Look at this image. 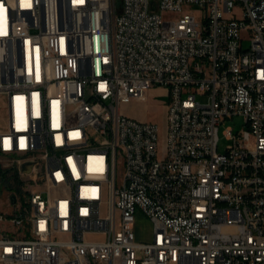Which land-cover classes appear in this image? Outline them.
<instances>
[{"label":"built area","instance_id":"obj_1","mask_svg":"<svg viewBox=\"0 0 264 264\" xmlns=\"http://www.w3.org/2000/svg\"><path fill=\"white\" fill-rule=\"evenodd\" d=\"M0 95V264H264V0H0Z\"/></svg>","mask_w":264,"mask_h":264},{"label":"rangeland","instance_id":"obj_2","mask_svg":"<svg viewBox=\"0 0 264 264\" xmlns=\"http://www.w3.org/2000/svg\"><path fill=\"white\" fill-rule=\"evenodd\" d=\"M117 6L120 0H116ZM198 99H202L198 96ZM169 100V92L163 87H153L147 93L145 101L124 104L121 109L139 120L152 121L158 124L159 136L164 133L166 122V104ZM6 124L4 98L0 95V127ZM232 127L234 131L241 130L243 126L242 117L235 115L233 117H225L218 126V150L223 151L228 140L225 138L223 131L226 127ZM26 176L20 175L16 163L11 156L0 154V210L11 212L12 205L8 204L10 195L22 194V180ZM26 179L24 184H29ZM151 224L147 217L143 214L137 215V234L140 238L146 240L150 236Z\"/></svg>","mask_w":264,"mask_h":264},{"label":"water","instance_id":"obj_3","mask_svg":"<svg viewBox=\"0 0 264 264\" xmlns=\"http://www.w3.org/2000/svg\"><path fill=\"white\" fill-rule=\"evenodd\" d=\"M20 169H21V170H25V169H26V163H22V164L20 165Z\"/></svg>","mask_w":264,"mask_h":264},{"label":"crops","instance_id":"obj_4","mask_svg":"<svg viewBox=\"0 0 264 264\" xmlns=\"http://www.w3.org/2000/svg\"><path fill=\"white\" fill-rule=\"evenodd\" d=\"M128 115V114H127ZM132 117V116H131Z\"/></svg>","mask_w":264,"mask_h":264}]
</instances>
